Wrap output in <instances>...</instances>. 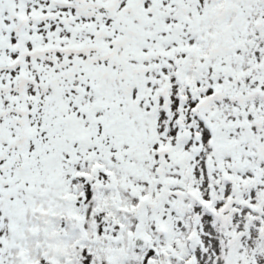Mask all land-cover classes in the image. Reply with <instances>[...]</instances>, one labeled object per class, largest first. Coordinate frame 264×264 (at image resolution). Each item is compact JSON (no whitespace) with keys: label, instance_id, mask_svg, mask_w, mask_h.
<instances>
[{"label":"snow or ice","instance_id":"1","mask_svg":"<svg viewBox=\"0 0 264 264\" xmlns=\"http://www.w3.org/2000/svg\"><path fill=\"white\" fill-rule=\"evenodd\" d=\"M0 264H264V0H0Z\"/></svg>","mask_w":264,"mask_h":264}]
</instances>
